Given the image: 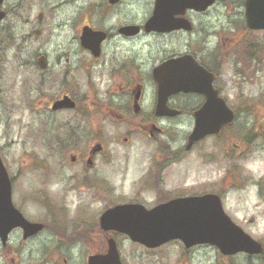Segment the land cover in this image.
I'll use <instances>...</instances> for the list:
<instances>
[{"label": "rangeland", "instance_id": "rangeland-1", "mask_svg": "<svg viewBox=\"0 0 264 264\" xmlns=\"http://www.w3.org/2000/svg\"><path fill=\"white\" fill-rule=\"evenodd\" d=\"M15 1L6 0L4 6L12 7ZM93 1L20 0L0 25V154L12 178L13 203L28 220L48 222L40 193L45 190L46 204L52 200L72 218L66 223L72 222V228L65 230L72 231V243L61 242L56 237L64 234L51 232L50 227L27 240L21 229L14 230L5 246L0 241V264H87L89 255L104 253L108 247L111 235L98 221L104 210L129 202L152 208L169 199L166 193L176 197L221 192L226 214L264 243V30L245 28L243 0H216L197 16L201 43L214 49L219 59L215 86L236 119L222 134L205 138L190 151L183 149L194 125L189 114L158 123L163 132L151 138L135 124L158 122L154 117L106 113L109 78L99 65L87 63L79 40L80 27L87 22L79 6ZM125 2L124 21L141 20L150 10L147 0ZM171 43L181 45L183 39L150 38L147 47L143 42L133 46L147 55L151 47ZM42 54L50 62L45 73L38 65ZM68 59L78 108L53 113L46 103L69 90L64 74ZM204 62L210 65L212 60ZM147 102L148 107L151 101ZM96 143L104 146V152L95 155V170L108 192L78 185L79 179H72V193L66 191L65 185L71 184L70 156L84 159ZM80 168L72 166V174ZM44 169L52 174L47 181ZM48 214L50 222L59 225L60 214ZM114 238L123 264H264V254L224 256L211 245L188 250L179 240L149 249L126 235Z\"/></svg>", "mask_w": 264, "mask_h": 264}, {"label": "water", "instance_id": "water-1", "mask_svg": "<svg viewBox=\"0 0 264 264\" xmlns=\"http://www.w3.org/2000/svg\"><path fill=\"white\" fill-rule=\"evenodd\" d=\"M0 0V23L6 16ZM215 0H157L154 16L145 26L147 31H170L173 14L184 9L205 11ZM245 20L251 30H264V0H245ZM129 33H137L138 27H125ZM103 36L90 28H83L81 45L97 53ZM44 57L40 58V61ZM170 60L155 70L158 82V116L173 117L178 112L166 107L171 94L197 92L206 98L194 113V127L187 138L186 149L208 135L219 134L232 124L234 111L214 88V76L206 69L189 65L182 67L181 61ZM41 63V62H40ZM76 103L68 96L52 104L53 110L74 109ZM98 144L91 150L93 156L99 152ZM100 227L106 232L125 234L132 242L146 248H157L172 240H180L186 248L208 244L215 246L224 255L240 252L250 255L262 254L263 244L239 227L226 214L222 199L215 193L198 196L178 197L158 204L151 209L140 203L118 204L106 209L99 219ZM43 223L30 222L19 211L12 200V182L0 155V240L6 245L9 234L16 228L23 229L26 239L44 228ZM104 254H92L87 264H122L119 248L114 238L107 239Z\"/></svg>", "mask_w": 264, "mask_h": 264}, {"label": "flooded vegetation", "instance_id": "flooded-vegetation-1", "mask_svg": "<svg viewBox=\"0 0 264 264\" xmlns=\"http://www.w3.org/2000/svg\"><path fill=\"white\" fill-rule=\"evenodd\" d=\"M147 1H149L150 10L148 13L144 14V18L141 20L137 18V20L127 21L122 20L124 19V10L126 7L125 0H95L90 2V5H81L79 6V9L82 11V15H86L87 18L84 20H87V22H85L80 27L81 29L79 35H81L83 28L88 27L94 32H100L103 36V40L100 43L97 53H94L89 48L83 47L81 44L80 45L88 57L87 63L91 66L99 65V67L104 70L109 78L110 83L108 84L106 91V113L112 116L117 115L121 118H124L125 116L140 117L144 114L148 115L149 117H154L156 120H158V122L151 121L150 124H144L145 122L135 124L139 130L147 132L149 137L153 138L154 131H160L158 128V123L160 124L164 120L173 119L187 114L194 117L195 111L198 110L206 100L203 94L197 92H178L171 94L167 99L166 107L178 113L172 118L158 117L156 114V108L158 104L159 87L155 77L156 68L162 66L170 60L180 59L179 61H181L182 67H188L189 65L195 67L199 66L200 68H204L208 70L209 73L213 74L216 80L217 74L214 71V67L218 66L219 59L216 58L217 54L214 52V49H211L210 46H206V44L201 43L204 37L199 31L200 21L198 20L197 16L204 11H196L194 9L186 8L183 12H179L171 16L172 20L170 23L174 24L176 27L170 31H147L145 26L154 16L157 0ZM14 3L15 5L12 7L3 5V9L6 12V17L15 10V6L19 7L21 2L20 0H16ZM70 3L71 5L74 4L76 5L75 7H77V3L75 1H71ZM77 11V9L74 11L75 15ZM115 16L117 17V20ZM125 27H138V31L137 33H129L130 31L126 30ZM208 32L209 31L206 33ZM160 37L170 38L171 42L181 38L183 39V43L181 45H174L172 43L169 46L159 45L156 46L157 50L154 49V47H151L153 54L151 50L148 49L147 55H145L144 51H141L140 48H137L136 45L133 46V44L136 42H143V46L147 47L146 43L148 42V39ZM189 42L193 43L192 46L189 45ZM152 55L153 57H156V59L153 61L150 59ZM207 59L212 60L210 65L205 64L204 61ZM66 62L67 72L64 74L67 75H65V79L70 81L69 90L62 91L57 96L48 99L45 108L47 110L50 109L53 113L66 110L72 112V109L52 110V103L54 101L60 100L64 96H69L71 100L72 98L74 99L72 96V62H70V59L66 60ZM49 65L50 62H48L47 56L44 55V59L41 61L39 60L40 70L45 73L49 68ZM41 95L42 97L47 95L43 87L41 88ZM149 100L151 102L147 107V101ZM75 102L76 108L73 111L78 108L77 100H75ZM108 105H114V107H108ZM162 132L163 130L161 129V133ZM123 140L124 142H127L129 138L125 137ZM98 144L101 146V149L92 156L91 150ZM183 149L186 151L185 146ZM101 152H104V146L101 143H96L95 145L91 146L90 149H88L86 152L87 155L84 159L79 158L76 154H72L70 156L69 166L71 168V175L69 179L71 184L65 185L66 191H70L72 193V179H79L81 183L78 185L85 186L87 189L92 188L95 192H108L107 186H101V183H103L105 180L97 176V170H95L94 158L95 155ZM77 165L81 166L80 171L75 172L73 175L72 166ZM44 170L46 172L43 173V179L47 181L48 179L52 178V174L50 171L48 172L47 169ZM45 174L49 175V177H45ZM99 188L101 191H99ZM110 189L113 191L111 187ZM40 193L44 200L49 201L45 190H40ZM219 194L221 195V192H219ZM187 195L188 194H183L179 196ZM46 201L42 202H45L44 205L47 207H45V209L49 218L48 222L39 221L45 224L44 229L28 238L39 236L41 232L50 227V229L53 228L52 231L50 230L51 232H56V230H58L61 234H64L63 237H56L61 242H65V240H67L72 243V231H65L66 227L72 228V222L66 225L68 220H72V218H69L65 215L69 214V212H67L65 208L59 206V204H52V200L50 202L52 205L49 202L47 205ZM49 212L60 214V218L57 219L59 225L50 222L52 216L48 214ZM94 226H97V224H93V227ZM107 234L111 235L112 237L124 235L118 232H108ZM28 238H26V240Z\"/></svg>", "mask_w": 264, "mask_h": 264}, {"label": "bare ground", "instance_id": "bare-ground-1", "mask_svg": "<svg viewBox=\"0 0 264 264\" xmlns=\"http://www.w3.org/2000/svg\"><path fill=\"white\" fill-rule=\"evenodd\" d=\"M67 3H68V2H67ZM62 5H63V4H57L58 7H60V6H62ZM72 6L74 7V6H76V5L72 4ZM60 9H61V8H58V10H60ZM208 36H209V37L213 36V32H210V31H209V32H208Z\"/></svg>", "mask_w": 264, "mask_h": 264}, {"label": "trees", "instance_id": "trees-1", "mask_svg": "<svg viewBox=\"0 0 264 264\" xmlns=\"http://www.w3.org/2000/svg\"><path fill=\"white\" fill-rule=\"evenodd\" d=\"M160 190H161V189L157 188V192H159ZM166 195H167L168 198H171V197L168 196L167 193H166ZM166 200H167V199H166ZM164 201H165V200H164ZM161 202H163V201H161ZM263 257H264V256H263Z\"/></svg>", "mask_w": 264, "mask_h": 264}]
</instances>
